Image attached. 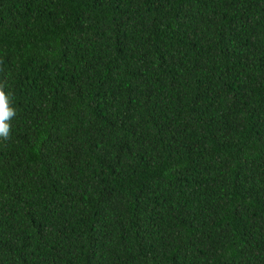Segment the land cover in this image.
<instances>
[{"label": "trees", "instance_id": "16d2710c", "mask_svg": "<svg viewBox=\"0 0 264 264\" xmlns=\"http://www.w3.org/2000/svg\"><path fill=\"white\" fill-rule=\"evenodd\" d=\"M0 264H264V0H0Z\"/></svg>", "mask_w": 264, "mask_h": 264}, {"label": "clouds", "instance_id": "9594fccd", "mask_svg": "<svg viewBox=\"0 0 264 264\" xmlns=\"http://www.w3.org/2000/svg\"><path fill=\"white\" fill-rule=\"evenodd\" d=\"M4 84L0 83V139L8 140L10 138V121L15 117L16 111L11 107V97L6 94Z\"/></svg>", "mask_w": 264, "mask_h": 264}]
</instances>
